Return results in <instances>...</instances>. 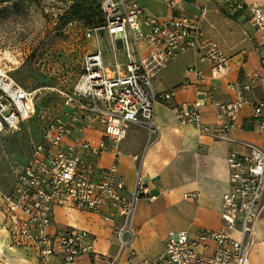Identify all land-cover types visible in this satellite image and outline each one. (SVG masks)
<instances>
[{"label":"built area","instance_id":"1","mask_svg":"<svg viewBox=\"0 0 264 264\" xmlns=\"http://www.w3.org/2000/svg\"><path fill=\"white\" fill-rule=\"evenodd\" d=\"M98 3L104 21L97 27L82 28L80 34L88 40L90 48L82 56L75 83L71 89L53 87L63 101L66 117L53 118L44 125L42 142L31 149L10 191L2 193L4 223L11 243L32 250L41 263L52 256L73 262L81 255L93 253L90 235L77 227L51 231L54 208L71 205L98 211L108 205L119 216L113 232L120 251L110 259L112 264L119 263L125 250L129 264H249L254 224L264 208V144L252 143L244 144L243 153L228 154L229 187L222 195L223 224L219 229H200L193 237L185 230L170 231L160 254L133 261L135 201L148 192L140 169L136 172L132 194L126 197L122 193L124 181L116 177V150H113L112 163L99 169L86 162L85 157L99 156L110 147L115 149L126 136L129 123L146 130L147 143L155 140L159 134L155 105L169 103L174 91L156 92L152 80L178 54L196 50L200 60L211 63L213 75L228 73L229 59L215 41L203 37L201 21L206 13L203 8L196 15L159 18L146 14L138 0H98ZM172 4L169 0L168 5ZM244 7L250 11L253 24L264 32V10L245 0L234 8ZM100 37L105 38L108 46L107 63L100 48ZM142 43H146L144 48ZM258 77L253 72L245 82L236 83L235 100L220 102L207 91L191 103L171 106L172 114L181 124L191 123L201 132L224 137L240 109L251 104V120L257 129L264 131V96L251 102L244 94L253 88ZM38 90L25 91L0 67V133L17 130L30 116ZM31 95L29 101L25 100V96ZM207 104L215 108L218 123L203 122L202 108ZM94 123L102 127L96 144L75 133L76 126ZM194 196L193 193L185 195ZM209 240L214 242L211 253L195 250L196 245H205Z\"/></svg>","mask_w":264,"mask_h":264},{"label":"crops","instance_id":"2","mask_svg":"<svg viewBox=\"0 0 264 264\" xmlns=\"http://www.w3.org/2000/svg\"><path fill=\"white\" fill-rule=\"evenodd\" d=\"M138 0L146 14L159 18L196 15L203 8L201 30L206 39L215 41L229 61V72L213 75L211 63L200 60L196 50L178 54L155 76L152 83L156 92L173 89L169 103L157 102L155 116L159 134L147 143L146 130L134 124L126 125V136L114 148L99 156H86L85 161L97 169L107 167L118 153L116 177L124 181L122 193L130 197L135 186L137 170L147 188V194L135 201L132 223L136 230L133 241V261L152 259L165 247L170 231L188 232L193 237L200 229L217 230L223 222L222 195L228 190L227 158L231 151L243 153L245 143L264 144V131L251 120V104L244 105L238 117L231 121L224 137L201 132L191 123L181 124L173 116L171 106L191 103L210 91L220 102L237 98L236 83L248 80L253 72L259 74L253 88L244 92L251 102L264 96V32L251 20L250 11L235 9L242 0ZM264 10V0H245ZM10 6V7H9ZM0 7L12 8L11 3ZM146 43H142V48ZM232 86V87H231ZM203 122H219L215 108L209 104L202 108ZM264 118V114H263ZM101 125L76 126L75 133L96 144L101 136ZM12 188V187H11ZM193 193V198L185 195ZM264 200V196H263ZM5 214L0 207V264H112L110 259L119 254V242L113 232L119 216L114 207L104 205L90 211L71 205L56 206L52 213L50 230L77 227L86 230L91 238L93 253L81 255L73 262H64L52 256L41 263L34 252L11 243L5 228ZM109 217L111 220H106ZM234 234V233H233ZM254 244L249 252V264H264V208L254 224ZM214 242L196 245L200 253H211ZM125 250L118 264L126 262Z\"/></svg>","mask_w":264,"mask_h":264},{"label":"rangeland","instance_id":"3","mask_svg":"<svg viewBox=\"0 0 264 264\" xmlns=\"http://www.w3.org/2000/svg\"><path fill=\"white\" fill-rule=\"evenodd\" d=\"M15 1L12 8L0 7V67L25 91L40 90L34 96L36 107L20 127L0 133L1 208L2 193L10 191L31 149L42 142L43 126L53 118L66 117L63 101L53 87L71 89L82 56L90 48L80 34L83 24L66 22L72 0ZM100 48L107 63L110 54L104 37H100ZM118 58L122 61L121 51ZM30 98L32 95L25 96L27 101Z\"/></svg>","mask_w":264,"mask_h":264},{"label":"trees","instance_id":"4","mask_svg":"<svg viewBox=\"0 0 264 264\" xmlns=\"http://www.w3.org/2000/svg\"><path fill=\"white\" fill-rule=\"evenodd\" d=\"M8 2L11 3L12 7L16 5L15 0H0V4ZM66 18L68 23L81 22L87 28L100 26L104 21L98 0H72L68 7Z\"/></svg>","mask_w":264,"mask_h":264},{"label":"water","instance_id":"5","mask_svg":"<svg viewBox=\"0 0 264 264\" xmlns=\"http://www.w3.org/2000/svg\"><path fill=\"white\" fill-rule=\"evenodd\" d=\"M119 43V42H118Z\"/></svg>","mask_w":264,"mask_h":264}]
</instances>
